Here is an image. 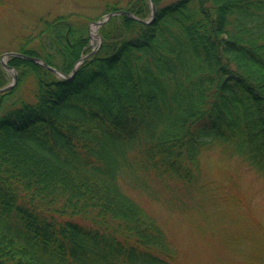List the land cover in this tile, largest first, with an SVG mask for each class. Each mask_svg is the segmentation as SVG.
<instances>
[{
  "label": "trees",
  "instance_id": "obj_1",
  "mask_svg": "<svg viewBox=\"0 0 264 264\" xmlns=\"http://www.w3.org/2000/svg\"><path fill=\"white\" fill-rule=\"evenodd\" d=\"M124 1L103 13L139 19L110 16L69 78L7 59L17 78L0 92V264H175L122 181L187 189L214 145L264 170V0H152L148 23L149 0ZM90 18L39 16L12 51L70 74L90 50Z\"/></svg>",
  "mask_w": 264,
  "mask_h": 264
},
{
  "label": "rangeland",
  "instance_id": "obj_2",
  "mask_svg": "<svg viewBox=\"0 0 264 264\" xmlns=\"http://www.w3.org/2000/svg\"><path fill=\"white\" fill-rule=\"evenodd\" d=\"M112 1L0 0V53L12 50L17 37L45 14L91 17L92 36L97 33L92 22L105 15L103 10ZM93 36L90 42L95 46L98 38ZM200 162L202 174L187 189L181 182L158 184L149 176L145 179L154 190L150 193L133 189L125 180L122 185L162 226L176 248L175 264H262L264 170L236 154L226 156L219 145L203 150ZM156 193L161 201L154 199Z\"/></svg>",
  "mask_w": 264,
  "mask_h": 264
},
{
  "label": "water",
  "instance_id": "obj_3",
  "mask_svg": "<svg viewBox=\"0 0 264 264\" xmlns=\"http://www.w3.org/2000/svg\"><path fill=\"white\" fill-rule=\"evenodd\" d=\"M150 2H151V18H150L148 21H151V20L153 19V16H154V13H155V4L153 3L152 0H150ZM117 12H118V13H120V12H126L127 14H129V15H131V16H134V15H133L131 12H129V11L120 10V11H116V12H110V13H108V14L105 16L104 19L98 20V21H96L95 23L98 24V25H100V24H102V23H103V22H104L109 16H111L112 14L117 13ZM9 55H14V56L16 55V56L22 57V58L27 59V60H30V61H34V62H38V63H42L43 65L49 67L52 71L58 72L59 74H61V75H63V76H66V77H68V76H72V75L74 74V72H75V70H76V65H77V63H76V65L74 66V68H73V70H72V73H71L70 75H65L63 72H60V71H58L57 69L48 66L47 64H45L42 60H40V59L37 58V57L29 56V55H25V54H20V53H16V52H9V53H5V54H4V56H9ZM82 58H83V57H81V59H80L79 61H81ZM2 62H3V60H2ZM3 64L6 66V68H8V69H13V68L9 67L5 62H3ZM14 71H15V70H14ZM15 78H16V76H15V74H14V76H13V83H10L9 85H6V86H4V87H1V88H0V91H3V90H5V89L10 88V87L14 84V82H15Z\"/></svg>",
  "mask_w": 264,
  "mask_h": 264
},
{
  "label": "bare ground",
  "instance_id": "obj_4",
  "mask_svg": "<svg viewBox=\"0 0 264 264\" xmlns=\"http://www.w3.org/2000/svg\"><path fill=\"white\" fill-rule=\"evenodd\" d=\"M93 33V32H92ZM94 34V33H93Z\"/></svg>",
  "mask_w": 264,
  "mask_h": 264
}]
</instances>
